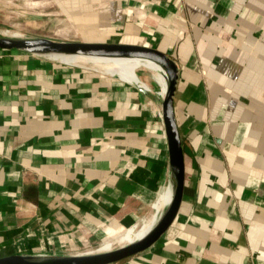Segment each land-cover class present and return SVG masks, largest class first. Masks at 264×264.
<instances>
[{
  "label": "crops",
  "instance_id": "0c3cea01",
  "mask_svg": "<svg viewBox=\"0 0 264 264\" xmlns=\"http://www.w3.org/2000/svg\"><path fill=\"white\" fill-rule=\"evenodd\" d=\"M31 5L54 12V33L50 18L1 31L146 46L179 69L183 202L153 247L114 264H264V0ZM121 65L140 83L83 59L0 49V258L117 247L165 209V89L149 85L145 63Z\"/></svg>",
  "mask_w": 264,
  "mask_h": 264
},
{
  "label": "water",
  "instance_id": "95a60500",
  "mask_svg": "<svg viewBox=\"0 0 264 264\" xmlns=\"http://www.w3.org/2000/svg\"><path fill=\"white\" fill-rule=\"evenodd\" d=\"M1 50H20L48 57L128 58L154 63L167 74L168 86L162 99V113L170 158L169 197L164 215L159 223L138 241L113 247V249L75 255H13L0 258V264H114L127 260L153 247L173 225L181 208L185 191V160L182 139L175 113L179 69L173 58L166 53L146 46L124 44H92L83 42L55 41L35 36H7L0 34ZM150 96L151 93L140 87Z\"/></svg>",
  "mask_w": 264,
  "mask_h": 264
},
{
  "label": "rangeland",
  "instance_id": "374dc122",
  "mask_svg": "<svg viewBox=\"0 0 264 264\" xmlns=\"http://www.w3.org/2000/svg\"><path fill=\"white\" fill-rule=\"evenodd\" d=\"M35 0H0V30H6L11 31L19 34H24L25 31H35L33 29L34 26L37 24H40V26H43V22L48 23V19L52 20L50 28L52 29V32L54 33L55 24L59 23L58 17L55 16L53 11L50 12H43L42 15H38L39 11L35 12V9L32 3H34ZM43 0H36V2ZM39 4V3H38ZM13 35V34H12ZM53 35V34H52ZM58 41V40H55ZM137 67V66H133ZM133 67L128 66V72L133 74L135 77L137 76ZM139 72H143L144 70L142 68L138 69ZM146 71V70H145ZM133 72V73H132ZM122 71H118L117 75L122 76ZM148 78H150V83L155 90H158L157 83L155 81V77L152 73L146 74ZM130 76V75H129ZM154 77V78H153ZM166 93V89H165ZM145 227L141 226L140 228H133L132 233L131 230L129 232H126V235L123 237H119L117 243L118 245H123L126 243V241L129 239V235L133 233H138L144 231ZM129 233V235H127ZM116 245L113 243L105 244L101 247L102 248H113Z\"/></svg>",
  "mask_w": 264,
  "mask_h": 264
},
{
  "label": "bare ground",
  "instance_id": "6f19581e",
  "mask_svg": "<svg viewBox=\"0 0 264 264\" xmlns=\"http://www.w3.org/2000/svg\"><path fill=\"white\" fill-rule=\"evenodd\" d=\"M0 34L7 35V36H18V35H12V34H8V33H4L1 30H0ZM48 57L83 59V60L91 61L92 63L95 64V66L97 68L105 70L107 72L114 73V74H117L118 71H121V69L123 68V65H121V64L123 62L132 61V62L145 63L144 69L152 72L153 76L155 77V78L154 77L153 78L156 80V82H158L164 89L167 90V86H168L167 74L160 66H158L154 63L140 61V60H134V59H128V58L70 57V56H62V55H49ZM129 64H131L132 66H137V64H133V63H129ZM125 72H127V71H125ZM123 73L124 72H122L121 74H122L123 78L126 79L127 81L134 82V83H140V79L138 78V76L135 77L131 73H128V74H125V73L123 74ZM168 197H169V194L167 195L166 201L168 200ZM159 211L160 212H158L153 218H151L147 221L146 225L144 226L145 227L144 231H142V232L140 231L136 234H133L131 237H129V239L126 241L125 244L138 241L141 238H143L144 236H146L159 223V221L163 217L164 209H161ZM128 230H130V229H128ZM125 233L119 237H123L124 235H126ZM118 239L119 238H117L116 241ZM110 243H113V242H110ZM109 249H113V248H102L100 251H105V250H109Z\"/></svg>",
  "mask_w": 264,
  "mask_h": 264
}]
</instances>
